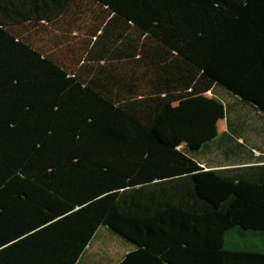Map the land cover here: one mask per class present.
Masks as SVG:
<instances>
[{"label": "trees", "instance_id": "trees-1", "mask_svg": "<svg viewBox=\"0 0 264 264\" xmlns=\"http://www.w3.org/2000/svg\"><path fill=\"white\" fill-rule=\"evenodd\" d=\"M249 113L264 0H0V264H264Z\"/></svg>", "mask_w": 264, "mask_h": 264}, {"label": "crops", "instance_id": "crops-1", "mask_svg": "<svg viewBox=\"0 0 264 264\" xmlns=\"http://www.w3.org/2000/svg\"><path fill=\"white\" fill-rule=\"evenodd\" d=\"M208 96L212 97V94H208ZM230 101V102H229ZM228 103H232V100L229 99ZM264 116V113H260ZM224 128L223 130L220 128L221 120L218 122V134H222L227 130V118H224ZM257 120L255 116L251 113L248 115L247 119V127L244 132L245 140L248 142H252L255 144V140L249 138V134H255V131H258L257 126L253 125L251 121ZM258 122L259 121H254ZM260 122H264V119H261ZM255 130V131H254ZM252 140V141H251ZM262 144V143H260ZM259 144V145H260ZM259 146L258 144H256ZM263 145V144H262ZM260 147L264 149V145ZM134 248L130 245L123 243L118 240L116 237L111 235L106 229H102L97 234L96 238L91 242L89 248L85 252L81 261L78 264H116L125 254L130 251H133Z\"/></svg>", "mask_w": 264, "mask_h": 264}, {"label": "rangeland", "instance_id": "rangeland-1", "mask_svg": "<svg viewBox=\"0 0 264 264\" xmlns=\"http://www.w3.org/2000/svg\"><path fill=\"white\" fill-rule=\"evenodd\" d=\"M225 117H222L221 120V124H220V128L223 130V126H224V123H225V120H224ZM251 123L255 126H257V129L258 131H255V134L253 132V134H249L248 137L249 138H252L255 140V144H260L262 143L264 145V122H254V121H251ZM252 141V140H251ZM262 144H260L261 146H263ZM259 145V146H260Z\"/></svg>", "mask_w": 264, "mask_h": 264}]
</instances>
